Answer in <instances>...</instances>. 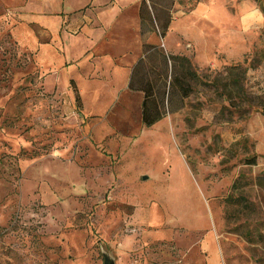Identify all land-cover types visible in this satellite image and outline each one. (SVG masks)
Returning <instances> with one entry per match:
<instances>
[{
	"label": "rangeland",
	"instance_id": "obj_1",
	"mask_svg": "<svg viewBox=\"0 0 264 264\" xmlns=\"http://www.w3.org/2000/svg\"><path fill=\"white\" fill-rule=\"evenodd\" d=\"M262 2L221 0L211 21L224 31L211 57L219 64L194 63L188 49L198 78L184 82L191 93H175L159 127L136 140L124 128L134 106L107 113L86 98L80 116L72 86L68 97L45 90L37 52L15 40L22 22L0 10V264H102L103 255L115 264H206L209 236L220 264H264ZM142 200L150 211L138 213L154 216L147 224L130 217Z\"/></svg>",
	"mask_w": 264,
	"mask_h": 264
},
{
	"label": "crops",
	"instance_id": "obj_2",
	"mask_svg": "<svg viewBox=\"0 0 264 264\" xmlns=\"http://www.w3.org/2000/svg\"><path fill=\"white\" fill-rule=\"evenodd\" d=\"M189 1L192 0H0V10L22 22L14 29L15 40L20 47L37 52V58L41 59L40 64L48 74L43 79L45 90H50L55 97L58 92L68 97L72 86L82 101L80 116L86 112V98L91 99V106L97 102L103 104L107 113L121 110L128 114L134 110L136 120L129 117L124 128L130 132L137 126L135 135L125 134L136 140L142 130L146 133L148 129L159 127L156 123L150 127L142 124L144 95L141 87L150 84L159 89L164 81L163 49H169L179 55L172 56L184 57L189 62V53L193 49L192 62L205 66L219 64L211 57L217 50L215 44H221L224 31L218 23L211 26V21L220 16L217 6L221 0L219 3L208 0L206 4L187 9ZM142 2L145 3L143 9ZM168 17L170 21L161 36L160 25H164ZM193 17H197L198 23L207 20L208 29L198 27V23L192 24ZM213 32L217 34L212 42ZM180 38L187 42L185 51H181ZM122 98L127 99L125 108ZM146 180L144 177L140 183ZM140 183L134 187H140ZM144 202L135 204L130 217L143 219L147 224L154 216L146 220V214L138 213L142 205L143 208L148 205L146 210L149 209L150 205ZM202 247L207 255L206 264H220L210 236L206 237Z\"/></svg>",
	"mask_w": 264,
	"mask_h": 264
},
{
	"label": "trees",
	"instance_id": "obj_3",
	"mask_svg": "<svg viewBox=\"0 0 264 264\" xmlns=\"http://www.w3.org/2000/svg\"><path fill=\"white\" fill-rule=\"evenodd\" d=\"M258 1V0H252ZM151 2V0H149ZM141 8L145 7V3L142 2ZM262 12L264 14V0L262 2ZM168 20L164 23V25H160L162 31L160 32L161 36L164 33V30L167 28ZM164 59V64L167 68V62L169 61L170 74L164 78L163 84L159 87V89H154L155 85L146 84L141 87L143 91V101L141 106V121L145 127L152 126L155 122L164 117L163 108L164 105L167 106L171 98L175 93H178L181 98L187 97L191 92L190 88L186 86L184 83L186 80H198L197 76L191 71L190 62L184 57L171 56L169 58ZM175 65H177L180 73V77L176 76L174 73L176 71ZM235 68V67H234ZM178 71V70H177ZM174 74V75H173ZM167 77H169V81L167 82ZM236 77L231 79V83L237 84ZM167 85V87H166ZM161 89V90H160ZM75 91V90H74ZM75 100L78 103L79 98L77 92L75 91ZM261 114L264 115V110L261 111ZM251 162H254L252 159Z\"/></svg>",
	"mask_w": 264,
	"mask_h": 264
},
{
	"label": "water",
	"instance_id": "obj_4",
	"mask_svg": "<svg viewBox=\"0 0 264 264\" xmlns=\"http://www.w3.org/2000/svg\"><path fill=\"white\" fill-rule=\"evenodd\" d=\"M102 264H115L113 259L108 257L107 255H103V262Z\"/></svg>",
	"mask_w": 264,
	"mask_h": 264
}]
</instances>
